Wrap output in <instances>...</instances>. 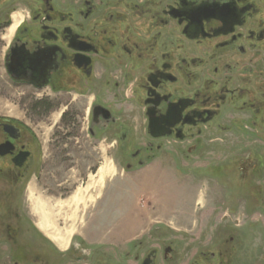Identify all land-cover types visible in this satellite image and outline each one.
I'll list each match as a JSON object with an SVG mask.
<instances>
[{"label":"flooded vegetation","instance_id":"flooded-vegetation-1","mask_svg":"<svg viewBox=\"0 0 264 264\" xmlns=\"http://www.w3.org/2000/svg\"><path fill=\"white\" fill-rule=\"evenodd\" d=\"M0 52L14 93L35 116L0 120V226L13 227L31 182L56 203L88 186L105 157L132 173L167 152L208 159L219 141L261 145L259 154L225 156L238 158L249 196L228 207L264 211V0H0ZM84 117L89 149L80 150ZM101 142H109L105 157ZM247 219L248 246L242 223L226 238L222 218L217 248L194 264H258L257 230ZM173 253L143 248L135 264Z\"/></svg>","mask_w":264,"mask_h":264},{"label":"rangeland","instance_id":"rangeland-1","mask_svg":"<svg viewBox=\"0 0 264 264\" xmlns=\"http://www.w3.org/2000/svg\"><path fill=\"white\" fill-rule=\"evenodd\" d=\"M22 96L17 91L14 93V83L7 77L0 55V120H34L35 116L27 111L29 100ZM57 119L59 115L55 114L52 121ZM81 126L84 146L80 150L89 149L86 142L89 140L88 120L85 117ZM46 131L51 132L48 126ZM108 143L101 142L98 156H106L103 152ZM229 146L230 143L220 141L212 144L210 150L213 152L205 160L187 159L182 153L167 152L144 167L136 166L132 173L118 169L113 178H106L98 197L96 191L95 200L90 201L84 210H78L77 231L65 251L38 228L37 218L32 213V197L42 193L36 190L33 182L29 183L23 195L20 194L24 205L14 211L13 227L0 226V264H88L91 261L94 264H135L136 251L144 248L163 252L167 246L174 252L172 259L164 262L161 254L159 264H194V256L197 258L199 252L217 248L215 242L222 218L226 238L237 236L240 229L235 223L240 222L244 246L249 243L251 230L246 227L247 216L257 230V244L253 252H256L258 264H264V211L253 214L244 208L230 209L236 207L238 197L244 195L249 199V196L246 193L248 187L241 181L236 166L238 158L233 154L225 156L228 149L232 153L259 154L256 148L260 149L261 145L240 149ZM105 159L110 160L111 157ZM197 185L198 191L204 192L205 202L200 206L195 203L189 205L182 200L183 195H187L185 199L188 200ZM14 199V203L18 202L17 198ZM211 201L226 209L219 211ZM2 214L0 216H6L5 211ZM57 223L61 229L70 224L60 219ZM212 233L215 234L214 241L211 240ZM80 244L87 253L75 249L74 245ZM251 251L248 247L244 257L249 258ZM77 255L87 258L77 262Z\"/></svg>","mask_w":264,"mask_h":264},{"label":"bare ground","instance_id":"bare-ground-1","mask_svg":"<svg viewBox=\"0 0 264 264\" xmlns=\"http://www.w3.org/2000/svg\"><path fill=\"white\" fill-rule=\"evenodd\" d=\"M17 24L12 25L5 38L9 40L14 33ZM117 169L112 160H106L100 165L96 175L91 176V181L85 188H78L76 192L66 200H58L56 203H51L48 199L38 195L33 198L32 213L37 218L38 228L51 240L57 247L65 251L70 247L72 238L77 231L78 210L85 209L90 201L95 200L96 196L101 193L102 188L106 184V178L116 174ZM148 181V180H147ZM92 187H97V195H89L87 201L86 193ZM193 187V186H192ZM198 185L193 187L192 194L189 195L188 200L185 199L187 195H183L182 200L190 204L203 205L205 196L203 191H198ZM189 209V208H187ZM180 214V212H179ZM60 219L63 223H70L65 228L61 229L57 220Z\"/></svg>","mask_w":264,"mask_h":264}]
</instances>
